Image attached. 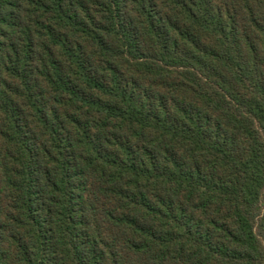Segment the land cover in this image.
I'll return each mask as SVG.
<instances>
[{"label": "trees", "instance_id": "obj_1", "mask_svg": "<svg viewBox=\"0 0 264 264\" xmlns=\"http://www.w3.org/2000/svg\"><path fill=\"white\" fill-rule=\"evenodd\" d=\"M0 264H264V0H0Z\"/></svg>", "mask_w": 264, "mask_h": 264}]
</instances>
